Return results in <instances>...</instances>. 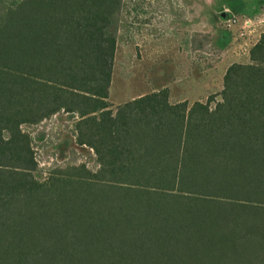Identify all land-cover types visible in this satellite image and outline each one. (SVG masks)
I'll return each instance as SVG.
<instances>
[{"label": "trees", "instance_id": "obj_1", "mask_svg": "<svg viewBox=\"0 0 264 264\" xmlns=\"http://www.w3.org/2000/svg\"><path fill=\"white\" fill-rule=\"evenodd\" d=\"M122 0H0V264H264V31L205 101L110 108ZM76 113L85 164L44 179L29 134Z\"/></svg>", "mask_w": 264, "mask_h": 264}, {"label": "rangeland", "instance_id": "obj_2", "mask_svg": "<svg viewBox=\"0 0 264 264\" xmlns=\"http://www.w3.org/2000/svg\"><path fill=\"white\" fill-rule=\"evenodd\" d=\"M107 100L123 102L166 88L170 102L205 101L222 87L232 62H247L264 30V0H122ZM76 113L59 110L23 124L44 179L56 170L85 164L95 169L93 150L79 144Z\"/></svg>", "mask_w": 264, "mask_h": 264}, {"label": "crops", "instance_id": "obj_3", "mask_svg": "<svg viewBox=\"0 0 264 264\" xmlns=\"http://www.w3.org/2000/svg\"><path fill=\"white\" fill-rule=\"evenodd\" d=\"M263 31H264V30H263ZM263 31H262V32H263ZM258 37H259V35H258ZM256 40H257V39H256ZM152 91H153V90H152ZM150 92H151V91H150ZM144 94H145V93H144ZM168 95H169V94H168ZM139 96H140V95H139ZM137 97H138V96H137ZM134 98H135V97H134ZM181 101H182V100H181Z\"/></svg>", "mask_w": 264, "mask_h": 264}]
</instances>
